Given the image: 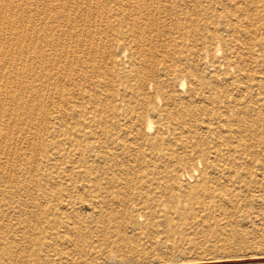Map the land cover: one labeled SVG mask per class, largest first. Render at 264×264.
Segmentation results:
<instances>
[{
  "label": "rangeland",
  "instance_id": "1",
  "mask_svg": "<svg viewBox=\"0 0 264 264\" xmlns=\"http://www.w3.org/2000/svg\"><path fill=\"white\" fill-rule=\"evenodd\" d=\"M71 1L0 0V264H264V0ZM210 84L222 91L208 104L200 90ZM194 90L198 96L190 97ZM167 96L179 106L191 98L202 109L194 138L207 148L217 139L203 138V131L225 112L222 102L236 98L254 124L242 140L243 149L253 152L248 170L240 179L213 177L208 191L201 189L203 168L185 145L188 135L169 132L164 143L185 157L173 163L174 172L193 177L174 208L143 207L157 191L146 193L150 186L134 180L147 182L141 173L120 181L124 208L114 205L116 192L105 190V180L88 192L82 169L86 123L95 129L102 116L108 124L114 119L124 124L126 111V117L139 112L147 117L156 110L153 134L168 121L158 106ZM141 125L146 131L145 119ZM210 162L226 167L224 161Z\"/></svg>",
  "mask_w": 264,
  "mask_h": 264
},
{
  "label": "bare ground",
  "instance_id": "2",
  "mask_svg": "<svg viewBox=\"0 0 264 264\" xmlns=\"http://www.w3.org/2000/svg\"><path fill=\"white\" fill-rule=\"evenodd\" d=\"M16 1V0H15ZM71 1V0H69ZM148 1V0H147ZM82 3V1H80ZM90 0L87 2L89 3ZM146 2V0H145ZM7 3V2H6ZM19 3V1H18ZM72 3V1H71ZM78 3V1H77ZM147 3V2H146ZM67 5V2L65 3ZM69 4V3H68ZM73 4V3H72ZM76 4V3H75ZM6 6V5H5ZM13 6V5H12ZM78 6V4H77ZM99 6V5H98ZM67 7H71L68 6ZM6 8V7H5ZM81 8V7H80ZM126 8V7H125ZM3 9V8H2ZM91 9V8H90ZM96 9V8H95ZM105 9V8H104ZM4 10V9H3ZM12 10V9H11ZM54 10V9H52ZM67 10H70L67 9ZM66 10V11H67ZM76 10V9H75ZM99 10V9H97ZM145 10V9H144ZM7 11V10H6ZM5 11V12H6ZM55 11V10H54ZM65 11V12H66ZM93 11V10H92ZM96 11V10H94ZM104 11V10H103ZM128 11V10H127ZM153 11V10H152ZM2 12V11H0ZM4 12V11H3ZM89 12V11H88ZM142 12V11H141ZM73 13V12H72ZM1 14V13H0ZM85 14V13H84ZM92 14V13H91ZM90 14V15H91ZM96 14V13H95ZM94 14V16H95ZM103 14V13H102ZM106 14V13H104ZM6 15V14H5ZM4 15V16H5ZM13 15V14H12ZM89 15V16H90ZM98 15V14H97ZM11 16V13L9 15V18ZM49 16V15H48ZM84 16V15H83ZM88 16V17H89ZM99 16L100 13H99ZM1 15H0V20L1 19ZM46 17H47V11H46ZM68 17V16H67ZM93 17V16H92ZM132 17V16H131ZM12 18V17H11ZM66 18V15L65 17ZM95 18V17H94ZM92 18H89V21ZM106 19V18H105ZM4 20V17H3ZM68 20V19H66ZM75 20V19H74ZM78 20V19H77ZM84 20V19H83ZM65 21V20H64ZM88 21V20H87ZM89 21L87 22V24L89 23ZM94 21V20H93ZM132 21V20H131ZM4 22V21H3ZM9 22V21H8ZM11 22V21H10ZM63 22V20H62ZM66 22V21H65ZM71 22V21H68ZM67 22V23H68ZM264 22V21H263ZM1 23V21H0ZM77 23V22H76ZM92 24H94L93 22H91ZM105 23V22H104ZM4 24V23H2ZM10 24V23H7ZM23 24V23H22ZM50 24V23H49ZM66 24V23H64ZM71 24V23H70ZM69 24V25H70ZM12 25V23H11ZM10 25V27H11ZM41 25V24H40ZM54 25V24H53ZM81 25V24H80ZM3 26V25H2ZM15 26V25H14ZM25 26V24H24ZM36 26V25H35ZM47 26V24H46ZM55 26V25H54ZM67 26V24H66ZM96 26V25H95ZM4 27V26H3ZM18 27V26H17ZM26 27V26H25ZM58 27V26H57ZM56 27V28H57ZM70 28L72 27L69 26ZM87 27V26H86ZM89 27V25H88ZM93 27V26H92ZM9 28V27H8ZM7 28V29H8ZM80 28V26H79ZM13 29V27H11V30ZM58 29V28H57ZM52 29L50 28L49 31H51ZM54 30V29H53ZM71 30V29H70ZM80 30V29H79ZM9 31V30H8ZM25 31V30H24ZM56 31V29H55ZM66 31V30H65ZM84 31V30H83ZM52 32V31H51ZM66 32H69V30H67ZM71 32V31H70ZM93 32V31H92ZM91 32V33H92ZM54 33V32H53ZM62 33V32H61ZM12 34V32H11ZM64 34V33H63ZM71 33H69L70 35ZM80 34V33H79ZM90 34V33H89ZM19 35V34H18ZM36 35V34H35ZM49 35V34H48ZM15 36V35H14ZM17 36V34H16ZM45 36V35H44ZM51 36V35H50ZM53 36V35H52ZM57 36V35H55ZM68 36V35H67ZM73 36V35H72ZM76 36V35H75ZM84 36V35H83ZM88 35H86L87 37ZM20 37V36H19ZM18 37V38H19ZM36 37V36H35ZM46 37V36H45ZM61 38V36H59ZM81 37V35H80ZM13 38V37H12ZM15 38V37H14ZM13 38V39H14ZM21 38V37H20ZM19 38V40H20ZM23 38V37H22ZM48 42L49 39L48 37H46ZM45 38V39H46ZM84 37H82L83 39ZM1 39V38H0ZM3 39V38H2ZM1 39V40H2ZM35 39V38H34ZM44 39V40H45ZM52 39V38H51ZM56 38H54L55 40ZM81 39V40H82ZM89 38L87 37V40ZM11 40V39H8ZM18 40V41H19ZM33 40V39H32ZM41 40V39H40ZM60 40V39H59ZM78 40V39H77ZM75 39V41H77ZM86 40V39H85ZM90 40V39H89ZM89 40L87 41L88 43ZM13 41V40H12ZM15 41V40H14ZM34 41V40H33ZM46 41V40H45ZM51 41V40H50ZM63 41V39H62ZM60 40V44L62 42ZM70 41V40H69ZM74 41V39H73ZM8 42V41H7ZM36 41H34L33 43H35ZM64 42V41H63ZM84 41H82L83 43ZM86 42V45H87ZM136 42V41H135ZM10 43V41L8 42V44ZM14 43V42H13ZM19 43V42H18ZM25 43V41H24ZM41 43V42H40ZM75 43V42H73ZM95 43V41L93 42ZM139 43V42H138ZM12 44V43H11ZM47 44V41H46ZM97 46V43H95ZM16 45V44H14ZM13 45V46H14ZM21 45V43H20ZM27 45V44H26ZM67 45V44H66ZM65 45V46H66ZM73 45V44H72ZM81 45V44H80ZM89 45V44H88ZM93 45V44H92ZM3 46V44L1 45ZM47 46V45H46ZM49 46V44H48ZM57 46V45H56ZM61 46V45H58ZM63 46V45H62ZM74 46H76L74 44ZM84 45H82L83 47ZM42 47V46H41ZM40 47V48H41ZM54 47V45H53ZM72 47V46H71ZM81 47V48H82ZM88 47V46H87ZM85 47V48H87ZM90 47V45H89ZM92 47V46H91ZM8 48V47H7ZM34 48V47H33ZM49 48V47H48ZM56 48V47H55ZM77 48V47H76ZM101 48V47H100ZM134 48V47H133ZM132 48V49H133ZM6 49V48H4ZM12 49V48H11ZM47 49V48H45ZM63 49V48H61ZM84 49V48H83ZM89 49V48H87ZM48 50V49H47ZM56 50V49H55ZM66 50V49H65ZM64 55L67 54V51ZM68 50V49H67ZM70 50V49H69ZM91 50V49H90ZM96 50V47L95 49ZM41 51V49H40ZM39 51V52H40ZM76 51V49H75ZM88 51V52H87ZM86 53H89V50H87ZM122 51V50H121ZM214 51V49H213ZM3 52V51H2ZM8 53V51L5 50V53ZM16 52V51H15ZM20 54V51H18ZM57 52V50L55 51ZM71 52V51H70ZM120 52V51H119ZM6 53V55H7ZM53 53V52H52ZM74 53V52H73ZM81 52H79L80 54ZM91 53V52H90ZM95 53V52H94ZM97 53V51H96ZM12 54V52H11ZM13 54H15L13 52ZM11 55V58H13L14 55ZM17 54L16 57L19 55ZM39 54V53H37ZM60 54V53H59ZM72 54V53H71ZM71 54L69 57H71ZM77 54V53H76ZM85 54V53H84ZM121 54V52H120ZM2 55L4 56L5 54L2 53ZM26 55V54H25ZM55 55L54 53L52 54V56ZM86 55V54H85ZM84 55V56H85ZM89 55V54H88ZM92 55V54H91ZM95 55V54H94ZM39 56V55H38ZM63 56V55H62ZM73 56V55H72ZM75 56V54H74ZM127 56V55H126ZM2 57V56H1ZM40 57V56H39ZM65 57V56H63ZM77 57V56H76ZM75 57V59H76ZM86 57V56H85ZM92 57V56H91ZM109 57V56H108ZM9 58V57H8ZM7 58V61H10V59ZM41 58V57H40ZM39 58V59H40ZM52 61L54 56L51 57ZM59 58V57H58ZM17 59H19V56L17 57ZM38 59V58H37ZM43 59L45 60V58L43 57ZM41 59V60H43ZM62 59V58H61ZM65 58V64H70L69 61L68 63L66 62ZM71 59V58H70ZM69 59V60H70ZM90 58V61H92ZM96 59V58H95ZM121 60V58H118ZM13 60V59H12ZM36 60V59H35ZM72 60V59H71ZM77 60V59H76ZM83 60V59H82ZM107 60V59H106ZM14 61H16V59H14ZM18 61V60H17ZM62 61V60H61ZM60 61V62H61ZM182 61V60H181ZM58 62V63H60ZM71 62V61H70ZM83 62V61H81ZM79 61V63H81ZM1 63H2V59H1ZM5 63V61L3 62ZM42 63V62H41ZM52 63V62H51ZM50 63V65H51ZM54 63V62H53ZM52 63V64H53ZM58 63L56 62V64L58 65ZM62 63V62H61ZM64 63V62H63ZM74 63V61H73ZM85 63V62H83ZM87 63V60H86ZM93 63V62H91ZM90 63V64H91ZM120 63V62H119ZM122 63V62H121ZM166 63V62H165ZM7 62L4 66V68H6L7 66ZM35 64V63H34ZM39 64V63H37ZM49 64V63H48ZM64 64V65H65ZM78 64V63H77ZM25 65V63H24ZM57 65H54L56 67H58ZM62 65V64H61ZM16 66V65H15ZM53 66V65H52ZM70 66V65H69ZM69 66H67L66 68H68ZM76 66V63H75ZM79 66V65H78ZM76 66V67H78ZM81 66V64H80ZM87 66V65H86ZM201 66V65H200ZM210 66V65H209ZM3 67V66H0ZM51 67V66H49ZM59 67H63L59 65ZM58 67V69H59ZM73 67V66H72ZM89 67V66H88ZM157 67V66H156ZM9 68V67H8ZM18 68V67H16ZM14 68V69H16ZM65 68V66H64ZM70 68V67H69ZM82 68V67H80ZM92 68V66H91ZM150 68V67H149ZM154 68V67H153ZM57 69V68H56ZM62 69V68H61ZM73 69H75L73 67ZM72 69V70H73ZM90 69V67H89ZM2 70V69H1ZM5 70V69H4ZM3 70V71H4ZM67 70V69H66ZM71 70V71H72ZM78 70V68L76 69ZM80 70V69H79ZM78 70V71H79ZM91 70V69H90ZM150 70V69H148ZM154 70V69H152ZM2 71V73H3ZM10 71V69H9ZM8 71V72H9ZM15 72H17V69L14 70ZM51 71V70H50ZM65 71V70H64ZM81 71V70H80ZM84 71V70H83ZM115 71V70H114ZM117 71V70H116ZM1 72V71H0ZM6 72V71H5ZM14 72V73H15ZM41 72V71H40ZM42 72H44L42 70ZM68 72V71H66ZM82 72V71H81ZM7 73V72H6ZM36 73V72H35ZM62 73V71L60 72ZM72 73V72H71ZM70 73V74H71ZM80 73V72H79ZM95 73V72H93ZM10 74V73H9ZM17 74V73H15ZM75 77V73H73ZM77 74V73H76ZM7 77L6 74H1V76ZM42 75V74H41ZM55 75V73H54ZM57 75V74H56ZM65 75V72L64 74ZM72 75V74H71ZM84 75V74H83ZM152 75V73H150V76ZM36 76V75H35ZM40 76V75H39ZM44 76V75H43ZM43 76H41L43 78ZM64 76V77H65ZM68 76V74H67ZM1 77V78H4ZM40 77V81L42 80V78ZM52 77V75H51ZM8 80L12 78L11 77H7ZM35 78V77H34ZM69 78H71L69 76ZM68 78V79H69ZM15 79V78H13ZM37 79V78H36ZM35 79V80H36ZM47 79V78H46ZM50 79V78H49ZM59 79V78H58ZM67 79V81H68ZM6 80V79H4ZM12 80V79H11ZM10 80V81H11ZM38 80V79H37ZM36 80V81H37ZM55 80V79H54ZM61 80V79H60ZM71 80V79H70ZM9 81V82H10ZM46 81V80H45ZM75 81V80H74ZM1 82V80H0ZM12 82V81H11ZM14 82V81H13ZM38 82V81H37ZM42 82V81H41ZM60 82V81H59ZM64 82V81H63ZM149 81H146L145 83H148ZM4 83V82H3ZM19 83V82H18ZM40 83V82H39ZM53 83V82H52ZM73 83V82H72ZM6 84V82H5ZM4 84V85H5ZM11 84V83H10ZM14 84V83H12ZM50 84V83H49ZM67 84H69L67 82ZM66 84V85H67ZM227 84V83H226ZM3 85V86H4ZM18 85V84H17ZM16 85V86H17ZM20 85V84H19ZM111 85V84H110ZM13 86V85H12ZM60 86V85H59ZM65 86V85H64ZM71 86V84H70ZM75 86V85H74ZM203 89H201V98L203 100H205L206 102L208 101L209 104V100H215L217 99V95L219 94V90H221L219 87L215 86L214 84H210V85H203ZM19 87V86H18ZM41 87V86H40ZM69 87V86H68ZM101 87V86H100ZM13 88V87H12ZM16 88V87H15ZM42 88V87H41ZM45 88V86H44ZM60 88V87H59ZM67 88V87H65ZM171 88V87H170ZM39 89V88H38ZM48 89V88H47ZM184 89V88H183ZM224 89V88H223ZM7 90V89H6ZM18 90V89H17ZM36 90V89H35ZM53 90V89H52ZM59 90V89H58ZM57 90V91H58ZM62 90V89H61ZM59 90V91H61ZM66 90V89H65ZM111 90V89H110ZM8 91V90H7ZM12 91V90H11ZM40 91V90H39ZM43 91V90H42ZM222 91V90H221ZM19 92V91H17ZM17 92H15L17 94ZM37 92V91H36ZM197 90H194L191 92L190 97H197L198 94L196 93ZM9 93V92H7ZM5 94L8 96V94ZM65 93V92H64ZM123 93V92H122ZM4 94V93H3ZM210 95V97H207L205 95ZM13 95V94H12ZM12 95L10 97H12ZM40 95V94H39ZM38 95V96H39ZM166 96V93L164 94ZM3 96V95H2ZM19 96V95H18ZM40 97V96H39ZM115 97V96H114ZM204 97V98H203ZM17 98V97H15ZM19 98V97H18ZM38 98V97H37ZM41 98V97H40ZM39 98V99H40ZM118 98V97H117ZM158 98V97H157ZM171 96H167L165 97L162 101H159L158 106L161 105V110H160V115L161 118H168V121L166 122V124H164L162 122V126L159 127L157 130H155L156 132L153 134H150L152 131V124L151 123V118L158 116L159 113H157L156 110L153 111L152 115H149L146 117L144 114H142L141 112L139 113H135L130 114V116L126 117L127 115V111L124 114V119L125 122L124 124H119L117 122L116 119H114L113 121H111V124H108V119L107 117H102L99 116V118H97L95 120V129H93L92 125L90 122H87L85 125V128L83 130V146L82 147V169H83V176L86 179V185H85V189L88 192H94V189L98 186L101 185V180H105L106 181V185L108 186L107 188H105V190L108 191H113L116 192L114 199H112L114 205H118L119 207H125V205L127 204L126 200L124 198H121L118 196V191L122 190L124 187H120V181L123 178H127L129 176H136L138 174H142L145 175L148 179L147 182H142L140 181L137 177L134 178V180H137L140 182L141 185H149L150 187L148 188V192L151 194L152 190H156V194L153 197V199H150L149 202H147L143 207L147 208V209H154V208H163V207H173V205H175L180 199L184 198L183 194L181 192V189L184 187L186 189V185L188 184V182L193 178L190 174H187L186 172H181L180 170L174 172L173 170V163L174 162H182L183 160H185L184 158L181 157H177V152H175L173 150V147L171 145L170 142L164 143V139L168 137H165L166 134H168L170 132L171 135H179V136H183V134L188 135L187 139H186V144H188L189 148L192 150L194 156H196L197 161L199 163L200 166H202V171H200V175L199 178H201V182L199 185V188H203V189H207L208 191V185L207 184L210 182V179L213 177H226L227 175L232 178V179H240V174L245 173L248 170L247 164H248V156H253V152H251V150H248V148L243 149V142L244 141V137H245V133L246 132H250L253 128V123L252 121L249 119L248 117V113H244L242 112L239 108H238V100L236 98H232V100L230 101L229 104L222 102L223 104V109H225V112H223L220 115H217L216 118L213 121H217L215 124H209L210 126L206 127L205 130L203 131L205 136H202L203 138H207L208 136H212L214 138L217 139L216 142H212V147L211 148H207L205 146V144H203L202 142H198L197 138H194L196 136L195 133V128L197 126V111H201L202 109H200L199 107H196L194 102L191 101L189 98L188 101L191 102L190 104H186L187 102H184L185 106H179L177 103L173 102L171 99ZM187 98V97H186ZM3 99V98H2ZM38 101L40 102L41 100ZM160 99V98H159ZM195 99V98H194ZM200 99V97H199ZM228 99V98H227ZM18 100V99H17ZM36 100V99H35ZM109 100V99H108ZM198 100V99H197ZM12 101V100H11ZM20 101V99H19ZM18 101V102H19ZM36 101V102H38ZM104 101V100H103ZM171 102L170 104L172 105V109H168L169 106V102ZM15 102V101H14ZM202 102V101H201ZM200 102V103H201ZM204 102V101H203ZM15 102V105L19 104ZM197 103V102H196ZM199 103V102H198ZM205 103V102H204ZM42 104V102L40 103V105ZM122 104V103H121ZM194 104V107H192V105ZM214 104H218V100L214 101ZM20 105V104H19ZM123 105V104H122ZM121 105V106H122ZM202 105V104H200ZM255 106V105H254ZM21 106H19L20 111L22 110L20 108ZM27 107V106H26ZM37 107V106H36ZM40 107V106H39ZM42 107V105H41ZM199 108V109H198ZM257 108V107H256ZM9 109H13L9 108ZM37 109V108H36ZM15 110V108L13 109ZM17 110V109H16ZM15 110V112H17ZM27 110V109H26ZM19 111V110H18ZM35 111V109H34ZM33 111V114H34ZM39 111V110H38ZM100 111V110H99ZM169 111V112H168ZM14 112V116L16 115ZM23 112V111H22ZM36 112V111H35ZM59 112V111H58ZM65 112V110H64ZM234 113V117L233 118H227L226 115L228 113ZM37 113V112H36ZM61 113V112H60ZM99 113V112H98ZM226 114V115H225ZM147 115V114H146ZM11 116V115H9ZM17 116V115H16ZM19 116V115H18ZM35 116V115H34ZM36 117V116H35ZM65 117V116H63ZM130 117V118H129ZM145 117V118H144ZM128 118V119H127ZM137 118V121H134V119ZM145 121L147 122L148 126L145 128H147L146 131L142 130V123ZM10 120V118L8 119ZM15 119L13 118V121ZM35 120V119H34ZM12 121V123H13ZM1 123V122H0ZM11 123V124H12ZM91 125V126H90ZM154 125V124H153ZM69 128V127H67ZM74 128V126H73ZM165 128V129H164ZM70 129V128H69ZM95 130L96 132H94L93 130ZM247 133V134H248ZM80 139V138H79ZM208 139V138H207ZM72 140V139H71ZM172 140V139H171ZM170 140V141H171ZM234 142L237 144V146H232V145H228L227 143L229 142ZM80 142V141H79ZM250 142V141H249ZM72 144V143H71ZM253 144V143H252ZM4 146V145H2ZM165 146V153H162V149ZM67 147V146H66ZM80 147V146H79ZM248 147V146H247ZM251 147V145H250ZM70 148V147H69ZM68 148V149H69ZM182 149V148H181ZM212 150V151H210ZM1 151V149H0ZM67 151V150H66ZM65 152V151H64ZM73 153V152H72ZM225 153V154H224ZM237 157V158H235ZM142 159V161H141ZM211 160H215V164L216 162H221L224 161L226 163V167L224 169H220L211 163ZM157 161H161V162H157ZM162 162H164L165 164L161 165ZM264 162V161H263ZM161 163V164H160ZM172 164V166H170ZM217 165V164H216ZM218 166V165H217ZM172 167L171 170H167V168ZM187 168V167H186ZM193 168V167H192ZM185 169V168H184ZM58 172V171H56ZM231 172H233L234 174H230ZM226 173V175H225ZM163 174V175H162ZM162 175V176H161ZM234 175V176H232ZM10 178V177H9ZM132 178V177H131ZM8 179V178H7ZM15 179V178H14ZM124 179V180H125ZM127 180V179H126ZM212 180V179H211ZM217 180V179H216ZM15 181V180H13ZM56 181V180H55ZM71 181V180H70ZM101 181V182H100ZM133 181V179H132ZM20 182V181H19ZM215 182V181H214ZM213 182V183H214ZM9 183V182H8ZM33 183V182H32ZM137 182H135L136 184ZM211 183V182H210ZM14 184V183H13ZM199 184V183H198ZM197 184V185H198ZM9 185V184H8ZM133 182H129L127 188L131 189ZM130 186V187H129ZM56 187V186H55ZM198 187V186H197ZM196 187V189H197ZM56 189V188H55ZM212 189V188H211ZM129 191V190H128ZM198 191V190H197ZM1 193V192H0ZM207 193V192H206ZM199 194V193H198ZM210 195V193H208ZM246 194V193H245ZM14 195V194H13ZM17 195V194H16ZM194 195V193H193ZM99 197V196H98ZM124 197V196H122ZM192 197V195H191ZM95 198V197H94ZM187 198V197H186ZM193 199V197H192ZM95 200V199H94ZM187 200V199H186ZM99 201V200H98ZM143 201V200H141ZM191 201V200H190ZM192 202V201H191ZM187 203V202H186ZM237 203V202H236ZM240 203V202H239ZM178 204V203H177ZM117 206V207H118ZM126 209V208H125ZM123 210V209H122ZM247 213V212H246ZM126 214V213H125Z\"/></svg>",
  "mask_w": 264,
  "mask_h": 264
}]
</instances>
